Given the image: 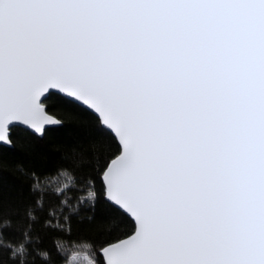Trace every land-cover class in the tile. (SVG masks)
Listing matches in <instances>:
<instances>
[{"label": "snow or ice", "instance_id": "1", "mask_svg": "<svg viewBox=\"0 0 264 264\" xmlns=\"http://www.w3.org/2000/svg\"><path fill=\"white\" fill-rule=\"evenodd\" d=\"M52 96L111 141L102 264H264V0H0V143L61 124ZM30 231L3 245L19 264Z\"/></svg>", "mask_w": 264, "mask_h": 264}, {"label": "trees", "instance_id": "2", "mask_svg": "<svg viewBox=\"0 0 264 264\" xmlns=\"http://www.w3.org/2000/svg\"><path fill=\"white\" fill-rule=\"evenodd\" d=\"M45 104L61 124L48 128L43 135L16 127L12 129L13 146L0 144V215L12 221L10 227H0V264H19V258L13 260L11 250L3 245L10 242L18 246L29 226L32 243L25 245V264H48L40 252L49 253L53 264H67L74 256L102 264L99 248L114 239L109 235L113 225L107 222L110 206L103 196L102 178L93 168L97 160L109 154L111 141L93 135L97 121L92 112L66 105L58 96L50 97ZM21 167L29 175L22 174L18 170ZM65 169L75 178L71 184L60 174ZM32 171L40 177L42 192L31 191ZM89 178L100 194L91 223L87 207ZM29 205H33L35 221L25 215ZM71 208H78L79 215ZM85 244L91 247H83Z\"/></svg>", "mask_w": 264, "mask_h": 264}, {"label": "rangeland", "instance_id": "3", "mask_svg": "<svg viewBox=\"0 0 264 264\" xmlns=\"http://www.w3.org/2000/svg\"><path fill=\"white\" fill-rule=\"evenodd\" d=\"M90 259L81 256H74L71 262L67 264H89Z\"/></svg>", "mask_w": 264, "mask_h": 264}, {"label": "water", "instance_id": "4", "mask_svg": "<svg viewBox=\"0 0 264 264\" xmlns=\"http://www.w3.org/2000/svg\"><path fill=\"white\" fill-rule=\"evenodd\" d=\"M45 111H46V114H48V115H50V116H53V117H55L56 119H58L55 115H53L52 113H50L49 111H48V109H47V105L45 104ZM59 120V119H58ZM59 125V124H58ZM54 126H57V125H45V131L48 129V128H51V127H54ZM23 128H25V129H27L26 127H23ZM30 131V130H29ZM32 132V131H31ZM45 133V132H44ZM43 133V134H44ZM43 134H41V135H43ZM0 144H2V145H5V144H3V143H0ZM6 146V145H5Z\"/></svg>", "mask_w": 264, "mask_h": 264}]
</instances>
